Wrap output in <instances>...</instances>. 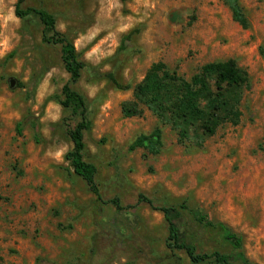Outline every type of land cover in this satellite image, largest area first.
Instances as JSON below:
<instances>
[{"label":"rangeland","instance_id":"374dc122","mask_svg":"<svg viewBox=\"0 0 264 264\" xmlns=\"http://www.w3.org/2000/svg\"><path fill=\"white\" fill-rule=\"evenodd\" d=\"M239 2L248 29L227 0H27L25 7L56 17L86 63L75 85L92 121L86 160L97 167L103 199L133 207L118 212L111 204L96 209L86 183L68 175L67 131L77 120L52 100L70 80L60 47L42 42L37 16H16L17 0H0V264H175L176 256L191 264L167 248L168 225L157 210L181 204L242 236L246 258L264 264V0ZM229 59L251 82L239 125H224L202 146L181 144L162 125L160 155L129 151L160 125L144 106L142 116L123 114L153 64L189 79ZM110 75L130 89H118ZM140 194L157 209L138 203ZM172 218L200 252L230 253L214 236L194 237L188 214Z\"/></svg>","mask_w":264,"mask_h":264},{"label":"trees","instance_id":"16d2710c","mask_svg":"<svg viewBox=\"0 0 264 264\" xmlns=\"http://www.w3.org/2000/svg\"><path fill=\"white\" fill-rule=\"evenodd\" d=\"M27 0H17L15 14L21 20H26L32 15L38 17L42 26V42L60 47V57L64 69L70 76L69 82L62 88L61 94L52 100L59 103L66 112L77 120L73 127H69L67 134L73 144L65 159L69 163L68 175L81 178L94 196L96 209L100 205L111 204L118 212L133 208L123 206L119 198L105 201L102 197L97 182V167L86 160L88 147L85 134L92 130V121L89 117V107L86 97L75 89L86 63L80 58L73 41L58 30L56 17L44 10L25 7ZM233 19L244 29L249 28V22L239 0H227ZM131 39L126 36L125 41ZM125 48V45L123 46ZM122 47V49H124ZM120 49V51L122 50ZM14 57L12 54L7 61ZM109 79L120 90H128L129 86L119 84L114 76ZM249 74L239 67L234 59L218 61L204 65L200 71L191 78L180 75L177 70H170L163 62L153 64L133 91L134 100L123 106V114L127 118L142 116L146 107L158 117L160 125L150 134L140 135L129 147L130 152L143 149L147 159L150 155L158 156L164 148L162 125H169L177 132L179 142L185 144L192 141L202 146L204 138L217 134L226 124L237 126L241 122V104L246 91L250 90ZM23 128V123L18 124V132ZM138 203H146L153 209L154 203L144 194H140ZM164 219L168 225L167 248L184 252L191 264H258L249 261L244 252L243 237L233 232L228 226L220 222H213L204 216H198L186 204L178 206L161 207ZM188 214L192 222L194 237L211 235L230 249L229 254L219 251L212 253L200 252L193 243L182 239L180 231L172 216ZM191 239V238H190ZM175 264H183L182 259L176 256ZM38 264H43L39 260Z\"/></svg>","mask_w":264,"mask_h":264},{"label":"water","instance_id":"95a60500","mask_svg":"<svg viewBox=\"0 0 264 264\" xmlns=\"http://www.w3.org/2000/svg\"><path fill=\"white\" fill-rule=\"evenodd\" d=\"M16 81L14 79L10 80V87L14 88Z\"/></svg>","mask_w":264,"mask_h":264}]
</instances>
